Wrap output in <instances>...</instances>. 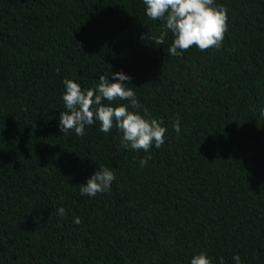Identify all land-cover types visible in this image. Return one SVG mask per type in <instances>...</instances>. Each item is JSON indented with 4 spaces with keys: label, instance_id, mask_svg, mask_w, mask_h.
Instances as JSON below:
<instances>
[{
    "label": "trees",
    "instance_id": "16d2710c",
    "mask_svg": "<svg viewBox=\"0 0 264 264\" xmlns=\"http://www.w3.org/2000/svg\"><path fill=\"white\" fill-rule=\"evenodd\" d=\"M215 3L221 49L177 57L143 0H0V264H264V0ZM119 72L167 128L161 148H122L99 122L61 132L64 80ZM101 166L110 191L81 195Z\"/></svg>",
    "mask_w": 264,
    "mask_h": 264
},
{
    "label": "clouds",
    "instance_id": "9594fccd",
    "mask_svg": "<svg viewBox=\"0 0 264 264\" xmlns=\"http://www.w3.org/2000/svg\"><path fill=\"white\" fill-rule=\"evenodd\" d=\"M143 3L147 17L153 21L159 20L163 25L159 37L150 34L149 38L156 45H162L171 32L173 42L168 49L170 55L179 57L193 47L202 52L221 49L229 31V17L227 8L217 5L215 0H143ZM111 78L118 82L112 83L109 77L100 75L98 84L87 90L71 79L64 80L63 102L66 111L60 113L61 132L83 136L86 126L99 122V131L103 133H109L114 127L119 129L122 148L145 153H150L153 146L161 148L168 130L141 105L133 87H129L131 77L119 72L111 73ZM118 100L128 103L113 106ZM261 116H264V110ZM173 128L177 134L181 132L179 119L174 121ZM151 158V155H146L139 161L140 166H146ZM101 168L87 180L86 185L79 186L81 195L95 197L98 193L110 191L116 179L115 173L108 167ZM57 215L64 218L66 210L59 208ZM74 223L80 224V218L76 217ZM233 259L235 264H242L239 255ZM190 264H212V260L201 252L191 259ZM220 264H224L222 258Z\"/></svg>",
    "mask_w": 264,
    "mask_h": 264
}]
</instances>
